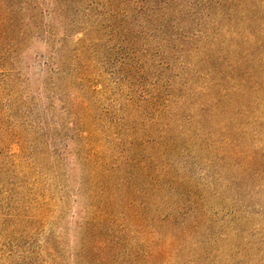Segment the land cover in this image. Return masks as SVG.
<instances>
[{
  "label": "rangeland",
  "instance_id": "1",
  "mask_svg": "<svg viewBox=\"0 0 264 264\" xmlns=\"http://www.w3.org/2000/svg\"><path fill=\"white\" fill-rule=\"evenodd\" d=\"M23 1L0 0V264H86L77 255L90 173L105 183L107 172L113 178L126 163L147 192L160 167L169 170L194 203L183 214L191 226L186 233L179 224L174 241L151 244L154 257L122 264H264L262 0H238L234 10L229 1L214 3L209 12L195 5L193 15L185 8L181 17L190 38L207 29L213 39L218 27L216 42L204 52L246 59L250 80L220 83L233 61L224 55L187 61V52H179L164 66L162 56L150 59L172 84L160 104L168 123L164 145L148 116L125 111L123 85L112 72L118 56L112 42L90 32L86 53L76 58L85 38L81 18L66 27L52 0H26L19 33H13L8 17L13 20V8ZM84 1L72 0L73 8ZM120 116L128 130L117 134L108 119Z\"/></svg>",
  "mask_w": 264,
  "mask_h": 264
},
{
  "label": "trees",
  "instance_id": "2",
  "mask_svg": "<svg viewBox=\"0 0 264 264\" xmlns=\"http://www.w3.org/2000/svg\"><path fill=\"white\" fill-rule=\"evenodd\" d=\"M52 1L66 27L73 25L75 20L72 17L81 18L78 25L85 31V38L78 41L76 58L86 53V39L90 32H96L98 39L112 42V50L118 55L112 72L116 74V81L123 85L121 91L125 98L123 105L127 106L125 111L129 115L137 113V116H148L153 123L152 127L159 133L158 140L162 145L168 141L165 137L168 123L163 121L166 112L160 104L165 98L163 90L171 91L172 84L169 76H163L160 67L162 65L156 64L153 59L150 61L151 58L162 56L161 63L164 66L179 52H187V61L190 56H193V59L200 56V60L205 57L207 60H220L224 55L225 60L229 58L227 61H233L230 62L229 72L220 77V83L230 80L236 83L251 78L247 60L239 55L231 58L228 54H222V51L213 54L204 52L206 44L214 45L216 42L218 27L213 29L216 34L213 39L207 38L210 35L206 32L207 29L195 33L196 37L190 38L186 24H182L184 19H181L185 15V8L188 12L191 10L193 15L195 5L203 4L202 9L209 12L213 7L211 4L225 6L224 3L229 1V9L234 10V4L238 0H208L207 4L204 2L207 0H190L186 4H182L184 0H85L82 8H73L72 0ZM262 2L264 3V0ZM27 4L30 3L25 0L20 4V9L13 8V20L8 17L13 21V33H19L17 30L24 14L22 10L28 9ZM30 9L31 17H36V7ZM85 17L86 20H83ZM258 43L260 42H257L256 51L261 47ZM61 58L64 62L65 56ZM212 70L215 74L220 73L216 67ZM61 71L63 72L62 64L57 63L55 72L59 74ZM88 73L86 70L81 75L86 77ZM148 84L157 90L156 93H148ZM139 93L142 94L138 95ZM85 107L91 110L89 103H86ZM126 120L124 116H120L110 118L108 122L113 132L119 134L128 130ZM129 167L127 163L120 164L115 168L118 173L113 178L105 171V183H98L95 174L90 173L91 191L87 195V219L83 223L81 245L77 255L86 264H122L125 260L138 261L144 255L147 258L154 257L157 253L151 250V244H162L166 239L174 241L179 224H182L183 233L191 227L189 222H185L183 214L187 206L194 201H191L190 194L186 192L183 181L174 178L169 170L160 167L153 192H147L146 189H140L134 180V174L128 170ZM152 236L161 240L154 243ZM126 240L134 243L129 249V246L124 244Z\"/></svg>",
  "mask_w": 264,
  "mask_h": 264
}]
</instances>
